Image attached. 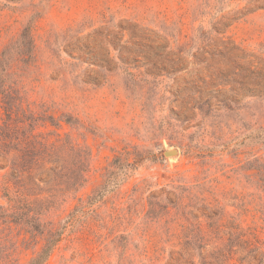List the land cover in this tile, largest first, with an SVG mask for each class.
Instances as JSON below:
<instances>
[{"label": "rangeland", "instance_id": "1", "mask_svg": "<svg viewBox=\"0 0 264 264\" xmlns=\"http://www.w3.org/2000/svg\"><path fill=\"white\" fill-rule=\"evenodd\" d=\"M7 49L0 146L67 176L0 170V264H264V0H0Z\"/></svg>", "mask_w": 264, "mask_h": 264}, {"label": "trees", "instance_id": "2", "mask_svg": "<svg viewBox=\"0 0 264 264\" xmlns=\"http://www.w3.org/2000/svg\"><path fill=\"white\" fill-rule=\"evenodd\" d=\"M19 41L20 43H18V45L23 46L27 49L26 51L31 53L33 49V39L29 35V33L25 34L23 39L21 38ZM12 59L13 55L11 54V50H4L0 54V83L2 82V80L8 79V69ZM7 106H9V109H11L8 103ZM66 122L68 123L69 120L67 119ZM8 133H10V130H7V133H5L4 135L5 139L8 141H4L0 146V160L2 159L3 161H5V163H0V170H8L9 176L12 178L14 183H19L21 181V176L24 173H28V177H31L30 172L32 170H34L35 172V178H38L44 183H48L52 181V179L67 176L66 173L63 174L64 167H57V163L54 159V145L40 143L38 144L39 146H37L38 148L36 147L37 149L34 151H23L24 149H20L19 144L15 142L16 140H12L11 135H9ZM85 171L86 167L81 166V174H78L77 176L69 179L68 186L75 189L81 187L85 182V176L84 174H82ZM111 182L112 181L108 176L105 179L103 186L101 187L100 193L107 191L110 188ZM114 184L117 185V183ZM8 189L9 186H6L4 188V190ZM40 227L41 224L39 223V221L34 220L32 225L33 230L42 235ZM49 235L50 239L47 240L46 245L33 259H31L28 264H43L50 256L54 249V246L59 241V239H55V234H52L50 232Z\"/></svg>", "mask_w": 264, "mask_h": 264}, {"label": "water", "instance_id": "3", "mask_svg": "<svg viewBox=\"0 0 264 264\" xmlns=\"http://www.w3.org/2000/svg\"><path fill=\"white\" fill-rule=\"evenodd\" d=\"M177 151L176 150H170V151H165L163 153L164 156H169V155H172V154H176Z\"/></svg>", "mask_w": 264, "mask_h": 264}]
</instances>
